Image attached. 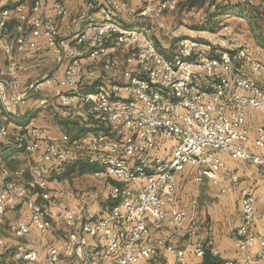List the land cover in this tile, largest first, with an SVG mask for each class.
Returning <instances> with one entry per match:
<instances>
[{
    "label": "built area",
    "instance_id": "2783aa9c",
    "mask_svg": "<svg viewBox=\"0 0 264 264\" xmlns=\"http://www.w3.org/2000/svg\"><path fill=\"white\" fill-rule=\"evenodd\" d=\"M178 2L82 0L72 16L64 0H10L8 7L0 1V226L7 213L24 207L26 214L8 224V232L22 239L36 231L54 241L41 252L18 244L8 252L12 261L152 264L169 252L173 264H187L185 249L156 238L170 227L191 240L190 253L202 264L210 244L198 230L195 202L191 211L175 203L176 175L190 168L195 183L235 185L238 176L222 161L227 155L257 167L264 187V51L260 58L252 55L240 34L222 26L219 42L175 36L166 56L152 27L136 19L160 16ZM48 4L55 18L44 15ZM63 19L68 23L61 29ZM45 52L63 66L62 76L42 73L23 83L25 56ZM32 99L34 113L91 130L81 159L95 167L94 179L110 182L103 211L86 203L60 207V191L50 182L73 160L69 138L48 137L31 125L11 129ZM249 109L261 115V124L247 119ZM19 154L20 163L8 168L3 159ZM239 204L237 254L222 264H264V236L250 231L254 197L248 194ZM4 246L0 236V256ZM210 253L218 256L213 247Z\"/></svg>",
    "mask_w": 264,
    "mask_h": 264
},
{
    "label": "crops",
    "instance_id": "0c3cea01",
    "mask_svg": "<svg viewBox=\"0 0 264 264\" xmlns=\"http://www.w3.org/2000/svg\"><path fill=\"white\" fill-rule=\"evenodd\" d=\"M0 1L6 7L11 4L10 0ZM21 1L28 4H31L32 2V0ZM64 1L69 6L72 16L76 15L82 6V0ZM133 4L134 6H137L135 2H133ZM44 15L50 18H55L56 15L55 11L53 10L52 4L47 5ZM163 15L160 16L161 20L164 19ZM136 21L141 23V25L148 24L152 27V38L157 47L166 56H169L172 51V47L174 44H172V42L176 41L175 36L193 37L192 35H179L178 33H171L172 38L169 42H167L166 45H163V42H161V38L168 35L167 32L163 33V30H165L164 23H161L159 19L155 22L154 17L137 18ZM14 22L15 21H12V23L8 25V29L10 32L14 26ZM67 23L68 19H63L62 21H60L61 29H63L67 25ZM158 41L161 43V45L158 44ZM40 42L43 43L42 40ZM259 48L262 47L260 46ZM260 50L261 49L252 48V46H249V51L251 52V54L258 58L261 57V53H259ZM24 59L28 67V72L21 77L23 83L32 81L33 79H35V77L41 75L45 70H48V72L44 73L54 74L58 78H60L63 74V66L57 65L49 52L42 53L41 55L28 54ZM2 62L3 58L0 56V64H2ZM35 105V101L32 99L28 102V105L26 107L21 108L19 114L21 122H17L16 125L11 127V129L18 130L19 127L24 125L36 126L42 129L48 137L50 136L55 139H59L60 136L66 135V130L69 129L71 131V135L70 138L68 137V135L67 137L69 139H73L72 143L69 144L73 160H82L81 152L84 149L83 143L88 138L91 130L85 128L79 122L66 124V129L63 126L59 125V129H57L53 126V123L49 121L48 117V120L43 119L42 114L44 113L33 112L35 109ZM31 112H33L34 114H31L26 119V115ZM247 119L254 121L255 124H261L263 122L261 115L253 109L248 110ZM250 132L251 137L254 138L255 134L253 127H250ZM22 158L23 155H16L14 159H7L5 161V165L8 168L13 169L20 163V159ZM222 161L226 166L235 171L239 179L237 184L231 185L222 181L219 186H215L208 179H204L200 183H195L194 171L193 169L188 168L176 175L177 190L175 194V203L179 208L191 211L192 202H195L194 214L199 232L202 234L205 242L206 240H208L207 243L217 250L220 259L225 261L234 259L236 257L237 252L233 246V238L236 229L241 224V210L239 203L241 198L248 194L254 197V210L256 215V220L250 231L254 234H261L264 236V187L260 179L258 168L254 165L238 160H232L227 155H222ZM83 176L91 177L95 182V186L97 187H93L89 191H85L86 193L83 192L80 194V192H76V194L72 195H69V183L66 180L60 178L57 179L51 176L50 186L53 188H57L60 191V207L66 208L71 205L86 203L96 211H103L110 182L103 181L101 179H94L91 175H81L80 177L76 178L78 183L81 184L83 182V179H86ZM220 177L223 180L225 176L221 173ZM190 184L192 186H196L197 189H192L190 187L191 189L189 190L188 186H190ZM98 186H103L106 188L105 197L104 200H102V203H98L97 201V193L100 191V189H98ZM224 186H226V192L221 193V188ZM88 187L91 186L89 185ZM94 189L97 190L94 191ZM64 197H68V201H66L67 205L64 204ZM25 214L26 210L24 209V207H19L16 211L7 213V215L5 216L4 224L0 226V236L5 241V246L3 248L5 251V256L4 254L3 256H0V264H6L7 260L12 261L8 252H10L18 244H23L25 246L37 249L40 252L42 251L43 247L54 244L52 238H40L39 234L36 231H33L31 235L22 239H16L8 232V224L23 218ZM61 227L63 226L61 224H58L57 229ZM158 237H165L175 247L185 249L187 264H196L197 262H199V260L190 253L191 248L189 244L191 240H189L182 231L175 228L165 227L159 234L156 235V238ZM257 250L258 248L255 247L253 250H251L250 253L252 255H255ZM41 261L44 262L43 259H41ZM173 263L174 261L169 252H164L162 255H159L152 260V264ZM58 264H71V262L67 259H62ZM256 264H261V261L256 260Z\"/></svg>",
    "mask_w": 264,
    "mask_h": 264
},
{
    "label": "rangeland",
    "instance_id": "374dc122",
    "mask_svg": "<svg viewBox=\"0 0 264 264\" xmlns=\"http://www.w3.org/2000/svg\"><path fill=\"white\" fill-rule=\"evenodd\" d=\"M180 2V0H179ZM212 4V0H208L203 9H193L187 10L183 5V0L178 3L177 6L172 10L166 11L161 15L164 16V19L161 20L160 16H153L154 21L156 22L158 19L161 23H164L163 33L167 32V36H163L161 42L163 45H166L167 42L172 38L171 33H178L179 35H192L197 39H202L206 41L219 42L221 40L220 30L222 26L230 27L234 32L240 34L245 42L252 48L261 49L259 53L264 51L263 48H259L261 46L260 40H264V0H221L218 4L216 2V8L224 9L225 7H230L225 9V14H217L216 18H213L212 24L209 21V14L214 10H210L209 7ZM227 5V6H226ZM234 9H233V8ZM222 11V10H219ZM221 13V12H219ZM216 15V14H213ZM148 25V24H147ZM149 26V25H148ZM212 27V28H211ZM191 31V33H190ZM183 37V36H181ZM264 42V41H263ZM174 42H172L173 44ZM158 44L161 43L158 41ZM48 72V70L43 71ZM43 119H49L53 126L59 129V125L63 126L66 129L65 124H60L49 118L46 114H42ZM47 119V120H48ZM70 138L71 131L69 129L66 130V136ZM19 163V162H17ZM81 175L73 174L69 176H64L63 179L69 183L68 192L69 195L76 194V192L86 193L85 191H89L91 188H96L95 182L91 177L83 176L86 179H83V182L80 184L76 180L77 177ZM91 187H88V186ZM189 190L197 189L196 186H192L190 184ZM191 187V188H190ZM84 189V190H82ZM100 191L97 193V201L98 203H102L105 197V187L98 186ZM82 190V191H81ZM97 189H94L96 191ZM183 191V189H182ZM191 192V191H190ZM90 193V192H87ZM192 193V192H191ZM68 197H64V204ZM76 200V199H75ZM78 200V199H77ZM70 201V200H69ZM58 236L62 237L65 233L63 227L57 229ZM53 242V241H52ZM208 240H206V243ZM211 246V245H210ZM6 264H24L18 261H6ZM35 264H44L43 261H39Z\"/></svg>",
    "mask_w": 264,
    "mask_h": 264
},
{
    "label": "trees",
    "instance_id": "16d2710c",
    "mask_svg": "<svg viewBox=\"0 0 264 264\" xmlns=\"http://www.w3.org/2000/svg\"><path fill=\"white\" fill-rule=\"evenodd\" d=\"M181 1L182 0H180V2ZM220 1L221 0H218L217 4ZM180 2H178V3L180 4ZM207 2H208V0H183V5H184L185 9H187V10L203 9ZM214 3H215V1L212 0V4H214ZM216 6H215V11H213L209 14V21L211 22V24H212L213 18L217 17V14H225L224 13L225 9L230 8V7H225L224 9H219L218 7L216 8ZM219 10H222V11H219ZM219 12H221V13H219ZM213 14H216V15H213ZM263 41L264 40H262V39L260 40V42L262 43L261 47L264 49V42ZM62 124L66 125L68 123H62ZM84 130H86V129H84ZM72 141H73L72 138L69 139V144H71ZM6 160H7V158L3 159L4 163ZM94 171H95V167L92 165H89L88 163H86V161H84V160H72V161H69L67 164H65L63 174L60 177H57V179H59V178L63 179L64 176H66V175L69 176V175H73V174L91 175L92 172H94ZM210 248H211V246L210 247L205 246L202 264H222L223 260L220 259L219 255L213 256L210 253ZM4 256H5V253H4Z\"/></svg>",
    "mask_w": 264,
    "mask_h": 264
}]
</instances>
